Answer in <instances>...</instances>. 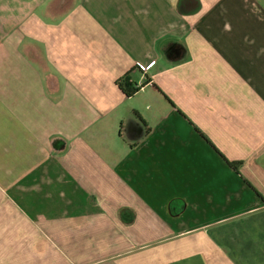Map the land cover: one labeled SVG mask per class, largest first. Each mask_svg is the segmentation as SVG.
I'll return each mask as SVG.
<instances>
[{"label": "crops", "instance_id": "crops-1", "mask_svg": "<svg viewBox=\"0 0 264 264\" xmlns=\"http://www.w3.org/2000/svg\"><path fill=\"white\" fill-rule=\"evenodd\" d=\"M0 264H264V0H0Z\"/></svg>", "mask_w": 264, "mask_h": 264}, {"label": "trees", "instance_id": "trees-1", "mask_svg": "<svg viewBox=\"0 0 264 264\" xmlns=\"http://www.w3.org/2000/svg\"><path fill=\"white\" fill-rule=\"evenodd\" d=\"M117 85L125 94H127V96H131L139 89L138 85L131 83L127 74L117 81ZM228 163L236 168L239 162L229 161Z\"/></svg>", "mask_w": 264, "mask_h": 264}, {"label": "built area", "instance_id": "built-area-1", "mask_svg": "<svg viewBox=\"0 0 264 264\" xmlns=\"http://www.w3.org/2000/svg\"><path fill=\"white\" fill-rule=\"evenodd\" d=\"M154 63V61H151L147 66H144L143 69H146L147 67L151 66Z\"/></svg>", "mask_w": 264, "mask_h": 264}]
</instances>
